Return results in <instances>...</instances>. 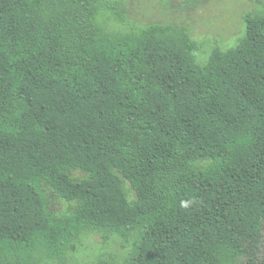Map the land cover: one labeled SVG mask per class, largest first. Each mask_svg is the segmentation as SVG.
<instances>
[{
	"label": "trees",
	"instance_id": "trees-1",
	"mask_svg": "<svg viewBox=\"0 0 264 264\" xmlns=\"http://www.w3.org/2000/svg\"><path fill=\"white\" fill-rule=\"evenodd\" d=\"M104 6L0 0V264H71L89 232L128 255L79 264H264V15L200 63Z\"/></svg>",
	"mask_w": 264,
	"mask_h": 264
},
{
	"label": "rangeland",
	"instance_id": "rangeland-1",
	"mask_svg": "<svg viewBox=\"0 0 264 264\" xmlns=\"http://www.w3.org/2000/svg\"><path fill=\"white\" fill-rule=\"evenodd\" d=\"M104 1L100 17L111 29L139 30L156 23L186 28L197 43L196 58L200 63L206 62L214 47L227 48L241 39L246 29L245 14L264 15V0ZM74 175L81 176L82 173L74 171ZM67 206L62 200L52 202V207L58 211ZM128 250L117 237L104 238L101 233L89 232L83 235L79 252L73 253L71 264L92 262L107 255L121 261L128 255Z\"/></svg>",
	"mask_w": 264,
	"mask_h": 264
}]
</instances>
